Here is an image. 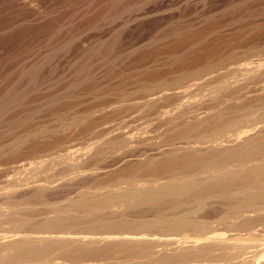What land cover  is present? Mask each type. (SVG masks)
<instances>
[{
  "label": "rangeland",
  "instance_id": "1",
  "mask_svg": "<svg viewBox=\"0 0 264 264\" xmlns=\"http://www.w3.org/2000/svg\"><path fill=\"white\" fill-rule=\"evenodd\" d=\"M217 233L253 237L183 239ZM0 234V264H264V0H0Z\"/></svg>",
  "mask_w": 264,
  "mask_h": 264
},
{
  "label": "bare ground",
  "instance_id": "2",
  "mask_svg": "<svg viewBox=\"0 0 264 264\" xmlns=\"http://www.w3.org/2000/svg\"><path fill=\"white\" fill-rule=\"evenodd\" d=\"M4 214H5V213H4ZM191 221H192V220H191ZM189 222H190V221H189ZM192 222H193V221H192ZM187 223H188V222H187ZM1 231H2V230H1ZM16 232H17V231H16ZM16 232H15V233H16ZM15 233H13V234H15ZM18 233H19V231H18ZM66 233H68V232H66ZM66 233H65V232L61 233L63 236H61V234H59L60 236H50V235H49V236H43V234H42V236H39V237H38V236H37V237H33V236H31V234H29V236H27V234H25V236H22L21 238H20V237H19V238L17 237L18 239H20V240L15 241L16 243L20 241L19 243H17V244H18L17 246H14V245L16 244L15 242H14L15 244L13 243L14 245L11 243L12 240H11L10 242L6 241V242H8V243H11V244L14 246V248H15V249H13L11 244H9L11 247H10V246H7L8 244H7V245L5 244L8 248H9V247L12 248V250L9 249L10 252H9V250L7 251V254H8V253H9V254H10V253L12 254L11 251H13V250H14V252H15V251H16V252L19 251V250H20L19 247H20L21 249H22L24 246L27 247L28 244H31V243H30V240H31V242H32V240H33V242L36 241V240H44V241H46L47 243L44 242V241H41V243L44 242L43 244H45V243L48 244V243L50 242V240L52 241L53 239H54V240H55V239H59V241H60L61 239H64V238H71V237H66V236L68 235V234H67V235L65 236L64 234H66ZM13 234H12V235H13ZM20 234H21V233H20ZM44 234H45V233H44ZM50 234L52 235V233H50ZM113 234H114V233H113ZM123 234H124V233H123ZM125 234H126V233H125ZM143 234H144V233H143ZM0 235H1V234H0ZM2 235H3V234H2ZM4 235H5V234H4ZM15 235H17V233H16ZM15 235H14V237H15ZM34 235H35V234H34ZM71 235H73V234H71ZM78 235H79V234H78ZM78 235H77V236L73 235V237L75 236L74 238L76 239V237H78ZM102 235H103V234H102ZM102 235L100 236V238L102 237ZM116 235H117V234H115V236H112V235H111V237H110V235H109V237L107 236V238H108V239H111V240L114 239V240L116 241V239L118 240V238H120L119 236H121V235H119L118 237H116ZM136 235H137V234H136ZM136 235H134V234H133V235H130V234H129V235H126V236L122 235V236H124V237L121 236V238L119 239V241H121V240L124 239L125 241H126V240H128V241H131V240H133V241H134V240H138V241H140V242H141V241L146 242V240H145L146 237H144L145 235L141 236L142 233H141V235H140V233H138V235H137L138 237H137ZM139 235H140V237H139ZM148 235H149V233H148ZM152 235H153V234H152ZM164 235H165V234H164ZM167 235H168V234H167ZM167 235H166V236H167ZM17 236H18V235H17ZM20 236H21V235H20ZM69 236H70V232H69ZM84 236H85V235H84ZM86 236H88V235H86ZM86 236H85V237H86ZM92 236H93V234H92ZM169 236H170V235H169ZM73 237H72V239H73ZM82 237H83V236H82ZM82 237H78V238L81 239ZM85 237H83V238H85ZM93 237H96V235L93 236ZM93 237H91V238H93ZM105 237H106V236H105ZM153 237H154V236H153ZM156 237H158V236H156ZM160 237H161V236H160ZM193 237H194V238H193ZM193 237H192V238H193V239H192L191 236L188 235V237H185V238L182 237V238H183V239H188V240H187L188 242H189V239L193 240V243H194V241H195V242H196V243H195V247H193V246H192V247H193V248H196L198 251L200 250L199 252H201L202 249L204 250V249H206V248H208V247H215V246L219 247L220 245L223 246V244L225 245V247H226V246H228V247H237V246H240V245H243L242 247H245L244 244L247 245L246 247H249V246H248V243H246V242H249V240L251 239L250 237H253V236H250V237H247V238H243V237H245V236H241V235H240V236H238V235H232V236L229 235V236H226V235L223 234V233H217V234H214V235H211V236H193ZM3 238H4V236H3ZM78 238H77V239H78ZM91 238H89V239H91ZM96 238H97V237H96ZM98 238H99V237H98ZM100 238H99V239H100ZM147 238H148V237H147ZM150 238H151V237H150ZM150 238H149V239H150ZM158 238H159V237H158ZM158 238H157V239L154 238V239H155V240H160V239H158ZM182 238H181V241H180V242H182V240H183ZM12 239H16V238H12ZM72 239H71V240H72ZM77 239H76V240H77ZM80 239H79V240H80ZM94 239H95V238H94ZM94 239H91V240H93V241L99 240V239H95V240H94ZM102 239H103V238H102ZM108 239H107V240H108ZM154 239L152 238V239H150V240H151V241H154ZM173 239H175V238H173ZM176 239H177V238H176ZM4 240H5V239H4ZM64 240H65V239H64ZM68 240H70V239H68ZM81 240H82V239H81ZM87 240H88V239H87ZM103 240H105V239H103ZM111 240H110V241H111ZM124 240H123V241H124ZM177 240H178V239H177ZM191 240H190V242H192ZM13 241H14V240H13ZM13 241H12V242H13ZM28 241H29V243H28ZM48 241H49V242H48ZM57 241H58V240H57ZM65 241H67V239H66ZM84 241H85V240H84ZM100 241H101V239H100ZM108 241H109V240H108ZM123 241H122V242H123ZM125 241H124V242H125ZM128 241H127V242H128ZM178 241H179V240H178ZM22 242H24V243H23V244H24L23 247H21L22 244H20V243H22ZM38 242H39V241H38ZM52 242H54V241H52ZM52 242H50V243H52ZM55 242H56V241H55ZM140 242H139V243H140ZM144 242H143V243H144ZM149 242H150V241H149ZM183 242H186V241L183 240ZM1 243H2V242H1ZM3 243H5V242L3 241ZM26 243H28V244H26ZM50 243H49V244H50ZM131 243H132V242H131ZM134 243H135V242H134ZM137 243H138V242H137ZM141 243H142V242H141ZM249 243H250V242H249ZM25 244H26V245H25ZM125 244H126V243H125ZM196 244H198V245H196ZM5 245H4V247L6 248ZM19 245H20V246H19ZM126 245H128V244H126ZM250 245H251V243H250ZM137 246H138V245H137ZM197 246H198V247H197ZM221 246H220V247H221ZM16 247H18V249H16ZM133 247H134V245H133ZM220 247H219V248H220ZM223 247H224V246H223ZM0 248H1V247H0ZM215 248H216V247H215ZM237 248H238V247H237ZM1 249H3V248H1ZM1 251H2V250H1ZM5 251H6V250H3V252H1V254H2V255L5 254ZM198 251H196L195 253H199ZM1 254H0V255H1ZM258 254H260V252H259ZM2 255H1V258H2ZM3 256H4V255H3ZM259 256H260V258H259V259L256 258V259L262 261V259H264V251L261 252V254H260ZM257 257H258V255H257ZM3 258H5V256H4ZM2 260H3V259H2ZM0 261H1V259H0ZM59 264H60V263H59ZM62 264H63V263H62Z\"/></svg>",
  "mask_w": 264,
  "mask_h": 264
}]
</instances>
